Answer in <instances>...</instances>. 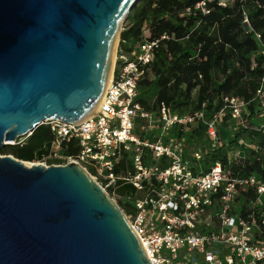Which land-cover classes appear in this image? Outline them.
I'll return each mask as SVG.
<instances>
[{
	"label": "water",
	"instance_id": "95a60500",
	"mask_svg": "<svg viewBox=\"0 0 264 264\" xmlns=\"http://www.w3.org/2000/svg\"><path fill=\"white\" fill-rule=\"evenodd\" d=\"M139 0H0V150L99 103ZM0 264H150L125 214L77 164L0 156Z\"/></svg>",
	"mask_w": 264,
	"mask_h": 264
},
{
	"label": "built area",
	"instance_id": "2783aa9c",
	"mask_svg": "<svg viewBox=\"0 0 264 264\" xmlns=\"http://www.w3.org/2000/svg\"><path fill=\"white\" fill-rule=\"evenodd\" d=\"M233 1L220 0L219 6ZM207 2L199 1L195 9L208 13ZM167 39L163 35L141 42L129 55L118 39L110 80L97 108L77 123L44 122L41 126L49 128L52 141L47 154L30 164H77L113 196L119 186L128 187L127 194L116 197L130 206L125 216L150 264H264L258 221L253 213L242 216L236 201L253 191L255 197L245 205L255 207L264 224V179L232 175L219 162H206V155L222 144L218 130L227 113L233 132L247 127L248 102L225 97L218 112L205 116L204 104L186 113L164 104L149 112L137 100L139 82L160 40ZM254 100L264 110L263 85ZM200 127L202 142L188 143L186 134ZM258 130L264 131L263 115ZM30 135L12 144H23ZM63 146L74 154L63 155ZM226 157L230 163L242 156Z\"/></svg>",
	"mask_w": 264,
	"mask_h": 264
},
{
	"label": "trees",
	"instance_id": "16d2710c",
	"mask_svg": "<svg viewBox=\"0 0 264 264\" xmlns=\"http://www.w3.org/2000/svg\"><path fill=\"white\" fill-rule=\"evenodd\" d=\"M199 1L139 0L131 10L119 35L124 54L129 55L141 42L159 40L163 35L168 38L160 40L139 82L137 100L149 112L164 104L174 112L186 113L200 110L204 104L205 116L218 112L225 97L248 102L247 127L233 132L228 143L223 141L222 128L230 124L227 113L218 130L222 144L206 155V162H219L232 175L264 179V131L258 130L264 110L254 100L256 91L264 86V0H234L225 7L219 6L220 0H210L206 14L195 9ZM186 139L188 143L202 142L203 127L190 130ZM51 141L49 128L39 126L23 144L5 146L0 155L35 163L47 154ZM242 148L246 154L228 163L226 156H236ZM62 151L63 155L75 152L70 146H63ZM128 192V187L119 186L115 195ZM254 197L253 191L242 193L236 199L237 208L242 216L254 214L260 228L257 239L263 241L264 224L256 217V208L245 205ZM116 204L125 215L131 213L128 204L121 200Z\"/></svg>",
	"mask_w": 264,
	"mask_h": 264
},
{
	"label": "rangeland",
	"instance_id": "374dc122",
	"mask_svg": "<svg viewBox=\"0 0 264 264\" xmlns=\"http://www.w3.org/2000/svg\"><path fill=\"white\" fill-rule=\"evenodd\" d=\"M245 28H247V26L245 25ZM116 46H117V40H116ZM115 46V47H116ZM232 126L229 124H226V126H224V130H222L223 132L221 133L222 137H223V141H225L226 143H228L230 141V139H233V129L231 128ZM239 150V149H238ZM236 151V156H244L247 152V150H244V148L240 149L239 151ZM1 156V155H0ZM24 163H31V162H24ZM114 202L116 203V201H118L119 199L116 196L111 195L110 196Z\"/></svg>",
	"mask_w": 264,
	"mask_h": 264
},
{
	"label": "bare ground",
	"instance_id": "6f19581e",
	"mask_svg": "<svg viewBox=\"0 0 264 264\" xmlns=\"http://www.w3.org/2000/svg\"><path fill=\"white\" fill-rule=\"evenodd\" d=\"M115 46H116V41H115V44H114V49H115ZM113 60H114V50H113V56H112V64H113ZM109 80H110V73H109V78H108V82H109ZM108 82H107V84H108ZM107 84H106V86H107ZM106 86H105V88H106ZM97 106H98V104H97ZM97 106L94 108V110L97 108ZM94 110L92 111V113L94 112ZM23 164L25 165V166H32V164H30V163H24L23 162Z\"/></svg>",
	"mask_w": 264,
	"mask_h": 264
}]
</instances>
